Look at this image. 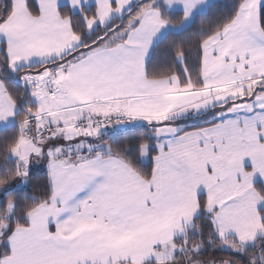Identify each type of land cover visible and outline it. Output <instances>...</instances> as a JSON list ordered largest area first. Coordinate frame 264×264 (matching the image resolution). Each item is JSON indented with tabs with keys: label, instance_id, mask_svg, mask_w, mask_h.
<instances>
[{
	"label": "snow or ice",
	"instance_id": "obj_1",
	"mask_svg": "<svg viewBox=\"0 0 264 264\" xmlns=\"http://www.w3.org/2000/svg\"><path fill=\"white\" fill-rule=\"evenodd\" d=\"M0 264H264V0H0Z\"/></svg>",
	"mask_w": 264,
	"mask_h": 264
}]
</instances>
